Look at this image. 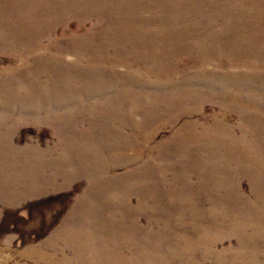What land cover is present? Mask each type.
Listing matches in <instances>:
<instances>
[{
	"label": "rangeland",
	"instance_id": "1",
	"mask_svg": "<svg viewBox=\"0 0 264 264\" xmlns=\"http://www.w3.org/2000/svg\"><path fill=\"white\" fill-rule=\"evenodd\" d=\"M0 264H264V0H0Z\"/></svg>",
	"mask_w": 264,
	"mask_h": 264
}]
</instances>
